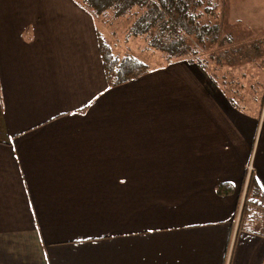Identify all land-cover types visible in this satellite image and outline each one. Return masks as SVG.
<instances>
[{
  "label": "crops",
  "instance_id": "obj_1",
  "mask_svg": "<svg viewBox=\"0 0 264 264\" xmlns=\"http://www.w3.org/2000/svg\"><path fill=\"white\" fill-rule=\"evenodd\" d=\"M92 23L0 0V264H264V217L237 228L264 138L188 65L108 88Z\"/></svg>",
  "mask_w": 264,
  "mask_h": 264
},
{
  "label": "rangeland",
  "instance_id": "obj_2",
  "mask_svg": "<svg viewBox=\"0 0 264 264\" xmlns=\"http://www.w3.org/2000/svg\"><path fill=\"white\" fill-rule=\"evenodd\" d=\"M71 1L83 10L81 0ZM215 1L218 2L216 17L204 16L201 23H218L221 46H193L192 51L195 53L191 51L187 57L192 58L194 55L193 60L203 64L204 72L216 81L228 98L230 108L245 115V145H249L250 156L253 158V152L264 138V0ZM83 11L92 18V24L110 45L114 55H132L145 62L151 72L172 66L174 73L181 72L185 76L183 69H186V62L175 58L166 59L165 55L148 46L145 37H130L127 18H119L107 25L101 19L92 17L86 10ZM192 66L189 64V69L197 73L196 65ZM199 73H193L192 76L200 78ZM200 86L201 83L198 92ZM232 123L233 120L230 121V126Z\"/></svg>",
  "mask_w": 264,
  "mask_h": 264
},
{
  "label": "trees",
  "instance_id": "obj_3",
  "mask_svg": "<svg viewBox=\"0 0 264 264\" xmlns=\"http://www.w3.org/2000/svg\"><path fill=\"white\" fill-rule=\"evenodd\" d=\"M83 10L105 24L119 18L129 21L130 37H145L154 51L167 58L181 59L204 71L203 64L193 60V46L204 48L214 44L221 46L218 23H201L204 16L216 17L218 2L215 0H81ZM103 77L108 88L123 85L150 71L149 66L132 55L116 56L98 30H95ZM193 52L192 58L188 53ZM198 60V59H197ZM192 66V67H193ZM216 194L231 192L228 183L217 185ZM264 217V193L253 172L250 171L238 218V230L247 229L245 220ZM248 230V229H247Z\"/></svg>",
  "mask_w": 264,
  "mask_h": 264
},
{
  "label": "built area",
  "instance_id": "obj_4",
  "mask_svg": "<svg viewBox=\"0 0 264 264\" xmlns=\"http://www.w3.org/2000/svg\"><path fill=\"white\" fill-rule=\"evenodd\" d=\"M247 176H248V174H249V172L251 171V164H249L248 166H247ZM246 182H247V178H245V184H246Z\"/></svg>",
  "mask_w": 264,
  "mask_h": 264
}]
</instances>
